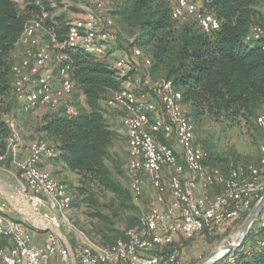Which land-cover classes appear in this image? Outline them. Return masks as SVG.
Returning <instances> with one entry per match:
<instances>
[{
    "label": "trees",
    "instance_id": "obj_1",
    "mask_svg": "<svg viewBox=\"0 0 264 264\" xmlns=\"http://www.w3.org/2000/svg\"><path fill=\"white\" fill-rule=\"evenodd\" d=\"M111 1L113 28L117 24L115 40L127 42L125 56H132L134 46L142 47L152 57L149 75L171 80L182 91L196 142L207 152L205 162L221 169L225 176L249 164L234 144L224 146L221 134H214L211 128L220 132L257 130L264 138L257 122L264 112V35L248 38L253 27L264 26V0H192L221 20L220 28L213 31H205L194 15L175 18L171 0ZM40 13V5L33 0H27L23 7L16 0H0V153L6 152L13 133L8 117L20 103L13 69L18 61L17 42L28 20ZM56 19L49 18L48 24L54 26L58 39L64 40L68 19ZM66 51L74 90L84 99L73 103L77 107L73 114L68 112V103L61 104L42 119L37 130L56 147L53 158L79 175L75 205L86 206L90 220L86 233L103 244H113L128 228L142 223V210L131 186L117 177L123 170L114 147L119 141L128 143L129 136L123 122H116L114 116L122 117L124 112L107 104L121 89L123 78L106 54L99 56L83 47ZM145 87L157 97L153 88ZM5 164L11 165L12 158L0 160V165ZM248 213L223 226L244 219ZM9 242L0 237V248ZM171 246L164 248L165 257ZM232 253L237 264H264V228L258 221ZM223 262L224 257L212 264Z\"/></svg>",
    "mask_w": 264,
    "mask_h": 264
},
{
    "label": "built area",
    "instance_id": "obj_2",
    "mask_svg": "<svg viewBox=\"0 0 264 264\" xmlns=\"http://www.w3.org/2000/svg\"><path fill=\"white\" fill-rule=\"evenodd\" d=\"M33 1L40 5L41 13L28 20L17 42L26 47V56L13 66L14 88L26 109L39 103L58 107L75 88L68 72L66 49L83 47L103 56L115 39V21L109 7L111 0H79L93 3L96 10L88 9L83 19L69 21L64 40H59L54 26L48 24L50 12L45 0ZM171 1L174 2L175 18L194 15L205 31L220 28L221 20L213 13L201 10L197 2ZM41 29L49 34L48 42H39L37 33ZM262 35L264 26H255L248 38ZM54 59L61 67L58 87L54 86V71L50 65ZM152 63V57L139 46L133 47L131 57L123 55L114 60L113 65L123 78V84L107 100L109 106L124 112L122 122L129 136L128 174L135 200H140L144 181L150 178L156 190L152 209L142 216L139 227L128 228L125 236L113 244H103L85 235L76 247L78 264H160L163 261L179 264L176 249L170 250L166 257L162 252L175 242L177 235L192 237L203 231L212 233L243 212H249L264 193V151L260 165H240L228 176L221 169L208 165L206 150L196 142L194 124L183 104L182 91L171 80L153 81L149 74H142L143 66L150 67ZM36 73H40V77L33 81L32 74ZM135 84L153 88L158 100L146 93L138 94ZM68 112L77 113V107L69 105ZM9 122L13 133L8 137L6 152L0 153V160L11 157L12 163L18 166L22 192L32 216L25 222L8 214V202L0 199V237L10 241L0 248V264H73L71 250L63 243L65 236L48 230L47 238L41 244L35 243L33 236L35 228L58 227L60 221L70 224L68 212L72 207V192L39 165L44 156L53 158L57 149L46 139H36L30 155L20 159V137L14 123ZM257 122L264 130V112L259 114ZM167 175L169 186L164 182ZM217 184L222 190L213 194L211 190ZM258 222L264 228V214ZM223 264H237L235 255H225Z\"/></svg>",
    "mask_w": 264,
    "mask_h": 264
},
{
    "label": "rangeland",
    "instance_id": "obj_3",
    "mask_svg": "<svg viewBox=\"0 0 264 264\" xmlns=\"http://www.w3.org/2000/svg\"><path fill=\"white\" fill-rule=\"evenodd\" d=\"M16 1L21 7H23L27 0ZM45 1H47L52 8L48 11L50 12V18L54 21H56V18H58L59 16L65 17L66 19H68V22L71 20H81L85 17L86 11L88 9L96 10L95 6L91 2L82 3L79 2V0H56L55 2L48 0ZM109 7H112V3H110ZM115 28H117V24L113 28V31L115 30ZM37 38L40 43H45L49 41L50 36L46 33L45 30L41 29L37 33ZM130 39L132 40V38ZM127 50V42L124 39L118 42L114 39V41L112 40L108 45L106 55L109 56L111 62L113 63V61L118 57L123 56L127 52ZM56 55L57 52H55L54 56ZM16 56L18 61L26 56V47L24 45H17ZM50 65L54 71V81L58 84L61 80V78L59 77L61 69L60 64L56 59H54V61L50 62ZM149 68L150 67L143 66L142 74H149ZM38 77V75H32V80L35 81L38 79ZM150 78L153 81H156V79L152 75L150 76ZM135 90L138 94L146 93L151 97H155V95H153V93L143 84H135ZM155 98L158 100L157 97ZM77 100H82L81 94H78V91L74 90V92L69 93L65 98H63L62 104L68 103L69 105H73V103ZM39 104L40 105H36L31 109H26L22 101L20 100V103L15 107L14 112L8 117V119L14 123L18 135H22L23 139L28 138L27 133L31 132L29 128H39L42 119L47 114H50L57 109V107H54L48 103ZM119 123H121V120L119 121ZM211 130L216 135L221 134V136L223 137L222 142L224 146H227L228 144H234L239 149V151L247 157V161L245 163L260 165V160L264 151V138H262V136L260 135L261 133H259L257 130H228L227 132H220L217 128H211ZM36 139H44V137L39 136L38 138H35V140ZM114 152L115 155L120 159V169L123 170L117 173V177L128 184V186L130 187L131 180L128 174V162L130 156L129 142H117L114 147ZM56 172L59 173L60 176H53L67 185L68 189L72 192L74 199V203L72 202V207L68 212L70 224L64 221H60L58 229L62 231V235L71 242L73 247V254L75 255L77 253V249L75 248V246L77 247V245L85 239V235H88L86 233V228L89 226L90 220L86 213V206L83 203L75 205V202L77 200L75 197V187L79 183V175L71 170H67L65 172L64 170L57 169ZM20 180L21 178H19V172L15 163H12L11 165H0V199L6 201H8L7 199H9L11 202L17 205L18 208H21L22 212L20 211V219L26 222L28 221V216H26L24 206L27 208V211H30V208L28 206L26 198L24 199L25 201H23V187L21 185L22 180ZM164 182L166 186H169L170 179L168 175L165 177ZM155 194L156 190L152 186L150 178L147 177L144 181V193L138 201V206L142 210V216L152 209L151 203L154 199ZM30 215L32 216V214ZM246 217L244 219L238 220L231 225L216 228L212 231V233L203 231L197 233L192 237L180 235V237L175 239V242L170 247V250H172L173 248L177 250L180 258L179 264H195L211 251L218 248L220 245L228 244L236 240L240 231V226L242 225ZM36 221L38 222L40 220L37 219ZM92 238H95V236Z\"/></svg>",
    "mask_w": 264,
    "mask_h": 264
},
{
    "label": "crops",
    "instance_id": "obj_4",
    "mask_svg": "<svg viewBox=\"0 0 264 264\" xmlns=\"http://www.w3.org/2000/svg\"><path fill=\"white\" fill-rule=\"evenodd\" d=\"M32 75H38L40 77V73H36V74H32ZM59 85H60V82L57 84L54 81V86L55 87H58ZM81 98L84 99V95L83 94H81ZM38 105H40V104H38ZM114 118H115L114 120L116 122H119L120 120L122 122V117H120L119 115H115ZM29 129L31 130V132L27 133V135H28L27 139H23L22 135L21 136L19 135V137H20V147H19L18 156H19L20 159H24V158H26V157H28L30 155L32 143L35 141V138H38L39 135H40L38 130H37V128H29ZM39 165L41 167L49 170L56 177L60 176L59 173L56 172L57 169L58 170H64L65 172L67 170H71L70 168L59 164L55 158H49V157H45V156L41 159ZM17 169H18V172H19L18 166H17ZM21 185L23 187V182L22 181H21ZM221 190H222V186L217 184L216 186H214L212 188L211 191L214 194V193L219 192ZM22 198H23V201H25L24 200L25 196L23 194H22ZM7 200H8L7 201L8 202V207L6 208L7 213L20 219V211L22 212V209L18 208V206L15 205L13 202H11L9 199H7ZM28 204H29V202H28ZM24 208H25L24 211L26 213V216L30 217L31 210L27 211V208L25 206H24ZM47 235H48V229H41V228L37 229V228H35V230L33 231L34 242L37 243V244L43 243L46 240ZM178 237H180V235H177L176 239ZM63 243H66V242H63ZM65 245L68 246L67 243Z\"/></svg>",
    "mask_w": 264,
    "mask_h": 264
},
{
    "label": "water",
    "instance_id": "obj_5",
    "mask_svg": "<svg viewBox=\"0 0 264 264\" xmlns=\"http://www.w3.org/2000/svg\"><path fill=\"white\" fill-rule=\"evenodd\" d=\"M264 211V193L259 198V200L254 204L253 208L249 211L246 219L240 226V231L238 234V237L233 242H230L228 244H222L215 250L211 251L209 254L201 258L199 261H197L195 264H210L212 262H215L216 260L224 257L228 253H232L234 250L239 248L247 239V236L253 227L254 223L257 221V219L260 217V215ZM48 230H53L55 232H58L62 235V231L58 229V227L50 225L47 227ZM62 232V233H61ZM65 242L68 244L72 256H73V264H78V262L75 260V255L73 254V247L71 242L66 238Z\"/></svg>",
    "mask_w": 264,
    "mask_h": 264
},
{
    "label": "bare ground",
    "instance_id": "obj_6",
    "mask_svg": "<svg viewBox=\"0 0 264 264\" xmlns=\"http://www.w3.org/2000/svg\"><path fill=\"white\" fill-rule=\"evenodd\" d=\"M28 203V202H27ZM28 206H29V204H28ZM30 208V207H29Z\"/></svg>",
    "mask_w": 264,
    "mask_h": 264
}]
</instances>
